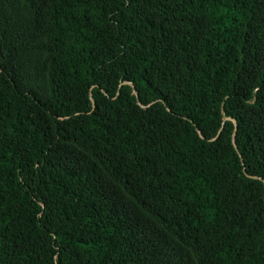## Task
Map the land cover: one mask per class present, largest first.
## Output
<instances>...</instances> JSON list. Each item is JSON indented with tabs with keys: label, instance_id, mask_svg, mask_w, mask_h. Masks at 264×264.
Listing matches in <instances>:
<instances>
[{
	"label": "trees",
	"instance_id": "1",
	"mask_svg": "<svg viewBox=\"0 0 264 264\" xmlns=\"http://www.w3.org/2000/svg\"><path fill=\"white\" fill-rule=\"evenodd\" d=\"M0 264H264V0H0Z\"/></svg>",
	"mask_w": 264,
	"mask_h": 264
},
{
	"label": "water",
	"instance_id": "2",
	"mask_svg": "<svg viewBox=\"0 0 264 264\" xmlns=\"http://www.w3.org/2000/svg\"><path fill=\"white\" fill-rule=\"evenodd\" d=\"M94 103V102H93ZM93 108H94V104H93ZM225 120H232L233 121V123H234V125H235V128H234V132H233V141H234V143H235V137H236V133H237V120L235 119V118H232V117H230V116H226V117H224V122H225ZM244 171H245V167H244ZM246 172V171H245ZM247 173V172H246ZM247 175L249 176V177H252V178H259V179H262L261 177H259V176H257V175H252V174H248L247 173Z\"/></svg>",
	"mask_w": 264,
	"mask_h": 264
}]
</instances>
